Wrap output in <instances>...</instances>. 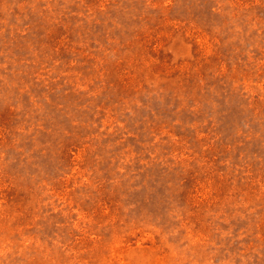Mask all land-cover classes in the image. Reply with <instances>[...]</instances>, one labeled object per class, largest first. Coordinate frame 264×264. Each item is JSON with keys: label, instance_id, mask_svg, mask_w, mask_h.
Listing matches in <instances>:
<instances>
[{"label": "rangeland", "instance_id": "374dc122", "mask_svg": "<svg viewBox=\"0 0 264 264\" xmlns=\"http://www.w3.org/2000/svg\"><path fill=\"white\" fill-rule=\"evenodd\" d=\"M0 264H264V0H0Z\"/></svg>", "mask_w": 264, "mask_h": 264}]
</instances>
